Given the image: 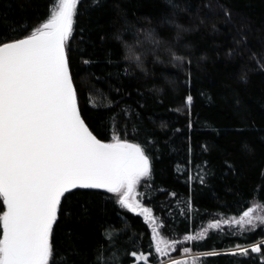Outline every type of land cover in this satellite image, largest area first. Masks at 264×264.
Returning a JSON list of instances; mask_svg holds the SVG:
<instances>
[{
    "label": "trees",
    "instance_id": "obj_1",
    "mask_svg": "<svg viewBox=\"0 0 264 264\" xmlns=\"http://www.w3.org/2000/svg\"><path fill=\"white\" fill-rule=\"evenodd\" d=\"M52 7L0 0V43L29 35ZM74 21L67 50L82 117L103 142L144 149L151 174L138 196L162 238L177 242L171 256L264 264V251L228 254L264 239V226L240 234L225 224L184 240L264 205V0H79ZM118 199L103 189L65 194L51 264H97L98 254L104 264H136L130 252L159 264L150 226Z\"/></svg>",
    "mask_w": 264,
    "mask_h": 264
},
{
    "label": "snow or ice",
    "instance_id": "obj_2",
    "mask_svg": "<svg viewBox=\"0 0 264 264\" xmlns=\"http://www.w3.org/2000/svg\"><path fill=\"white\" fill-rule=\"evenodd\" d=\"M78 3L53 0L46 22L24 38L0 43V198L6 205L0 214V264H51V235L61 201L76 189L118 194L123 208L152 225L155 251L161 256L177 243L164 242L161 247L152 210L131 199L151 174L144 149L118 137L103 142L81 115L67 50ZM129 58L139 59L131 49ZM185 102L190 106L192 97ZM90 103L95 106V101ZM225 224L237 226L240 234L253 232L264 225V205L249 207L239 218L214 220L184 240H203L209 230L222 231ZM262 251L264 239L228 254ZM128 255L136 264L148 261L144 253ZM97 264H104L102 254Z\"/></svg>",
    "mask_w": 264,
    "mask_h": 264
},
{
    "label": "rangeland",
    "instance_id": "obj_3",
    "mask_svg": "<svg viewBox=\"0 0 264 264\" xmlns=\"http://www.w3.org/2000/svg\"><path fill=\"white\" fill-rule=\"evenodd\" d=\"M144 179H142L141 180V182L139 183V184H141L142 183V181H143ZM139 184H138V186H139ZM138 186H137V188H136V190H135V192L134 193H132V196H131V199H133L134 201H138L140 204H141V206H143V207H146L142 202H141V200H140V198H139V196H138ZM118 195V194H117ZM256 206V205H255ZM254 207V206H253ZM153 214V213H152ZM154 217V216H153ZM155 218V217H154ZM156 219V218H155ZM148 225L150 226V228H151V230H152V225L151 224H149L148 223ZM262 226H264V225H262ZM156 227H157V232L159 233V237H160V239H161V247H164V242H168V241H166L164 238H162V236H161V234H160V232H159V223H158V221L156 220ZM169 243V242H168ZM169 244H171V243H169ZM167 252H168V254L167 255H165V256H161L160 254V259H161V262L159 263V264H171V262L172 261H181L182 262V264H197V262H196V260H195V255L194 254H192V253H188V254H185V255H182V256H180V257H172L171 255L173 254V252H174V249L173 248H168L167 249Z\"/></svg>",
    "mask_w": 264,
    "mask_h": 264
},
{
    "label": "water",
    "instance_id": "obj_4",
    "mask_svg": "<svg viewBox=\"0 0 264 264\" xmlns=\"http://www.w3.org/2000/svg\"><path fill=\"white\" fill-rule=\"evenodd\" d=\"M71 72V71H70ZM81 112V111H80ZM82 115V114H81ZM90 129V128H89ZM103 190H106V189H103ZM5 207H6V205H5Z\"/></svg>",
    "mask_w": 264,
    "mask_h": 264
}]
</instances>
